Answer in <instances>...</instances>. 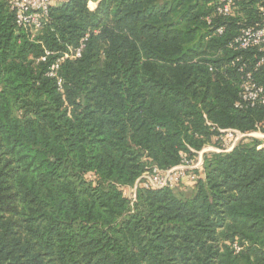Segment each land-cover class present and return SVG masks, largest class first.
Masks as SVG:
<instances>
[{
    "label": "trees",
    "instance_id": "trees-1",
    "mask_svg": "<svg viewBox=\"0 0 264 264\" xmlns=\"http://www.w3.org/2000/svg\"><path fill=\"white\" fill-rule=\"evenodd\" d=\"M261 8L66 0L31 31L0 0V264H264V142L204 153L190 198L126 197L154 168L224 150L220 130L264 134L263 104L235 107L238 54L264 85L260 54L228 48ZM81 42L59 90L47 73Z\"/></svg>",
    "mask_w": 264,
    "mask_h": 264
},
{
    "label": "built area",
    "instance_id": "built-area-1",
    "mask_svg": "<svg viewBox=\"0 0 264 264\" xmlns=\"http://www.w3.org/2000/svg\"><path fill=\"white\" fill-rule=\"evenodd\" d=\"M5 1L10 10L15 14L16 25L19 28L39 31L49 16V11L57 0H3ZM240 0H215L216 9L215 13L221 17H229L233 9L236 7ZM91 10V9H90ZM262 16L261 24L255 26H250L243 28L240 34L235 37L229 44L228 48L236 53L248 52L250 50H257L260 54L259 59L254 65V71L256 72L260 68H264V9H260ZM208 24L210 23L207 19ZM223 28L217 31L218 35H221ZM84 48L83 43L75 49L70 50L65 53L61 58H59L49 69L47 76L50 78H55L57 80V86L59 90L62 89V81L58 77V70L61 63L66 59H77L81 56V51ZM49 53H46V56ZM236 59L239 63L238 72L241 73V83L239 99L235 104L236 108L242 109L247 107H253L256 104L264 105V85L258 84L251 72H247L246 63L241 60V57ZM46 56L40 58L38 62H45ZM221 140L224 139V147L227 146L228 141H231L233 137H244L247 134H242L235 130H220ZM233 141V140H232ZM211 147H207L203 151H209ZM228 149L225 152L230 151ZM216 152H221L222 150H213ZM200 153V152H199ZM198 153V154H199ZM197 154V155H198ZM201 163V162H200ZM199 164L193 163V161L187 160L185 157L182 163L176 167L170 168L168 170H158L156 168L152 169L141 175L140 178L136 180L133 186L126 187V197L133 203L136 199V193L139 189L141 190H158V189H171L178 184H196L199 178H202L203 171ZM198 170V174L193 173V171Z\"/></svg>",
    "mask_w": 264,
    "mask_h": 264
},
{
    "label": "rangeland",
    "instance_id": "rangeland-1",
    "mask_svg": "<svg viewBox=\"0 0 264 264\" xmlns=\"http://www.w3.org/2000/svg\"><path fill=\"white\" fill-rule=\"evenodd\" d=\"M62 0H57L56 2L59 3L61 2ZM92 3H95V2H92ZM60 4V3H59ZM96 5V3H95ZM91 9V8H90ZM93 10L95 8H92ZM91 9V10H92ZM250 139H256V140H259L261 142H264V134L260 133V132H256V133H250V134H247L245 135L244 137H233L231 141H228V145L225 146L224 150L222 151H227L228 149H232L236 144H238L239 142L241 141H244V142H249ZM207 147L204 148V150L206 149ZM209 148V147H208ZM213 150H216V148L214 147H211V150L209 151H201L198 155H196V157L194 158L193 160V163H197L199 164L200 162V167L202 168V165H203V154L204 153H219V152H216V151H213ZM193 173L195 174H198V170H195L193 171ZM175 195H178L180 196L181 198H190L193 194V191H194V187L192 186V184H178L176 186H174L173 188L170 189Z\"/></svg>",
    "mask_w": 264,
    "mask_h": 264
},
{
    "label": "crops",
    "instance_id": "crops-1",
    "mask_svg": "<svg viewBox=\"0 0 264 264\" xmlns=\"http://www.w3.org/2000/svg\"><path fill=\"white\" fill-rule=\"evenodd\" d=\"M65 1H66V0H62V1L59 2V3H63V2H65ZM59 3L56 2L54 5H57V4H59ZM95 7H96V5H95ZM95 7H94V8H95ZM92 10H93V9H92Z\"/></svg>",
    "mask_w": 264,
    "mask_h": 264
},
{
    "label": "water",
    "instance_id": "water-1",
    "mask_svg": "<svg viewBox=\"0 0 264 264\" xmlns=\"http://www.w3.org/2000/svg\"><path fill=\"white\" fill-rule=\"evenodd\" d=\"M231 150H232V149H231ZM231 150H230V151H231ZM228 152H229V151H228Z\"/></svg>",
    "mask_w": 264,
    "mask_h": 264
}]
</instances>
